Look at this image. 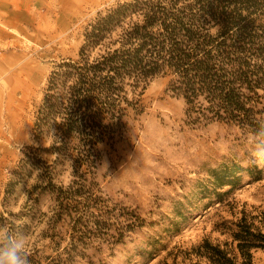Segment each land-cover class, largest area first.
<instances>
[{
	"label": "rangeland",
	"instance_id": "obj_1",
	"mask_svg": "<svg viewBox=\"0 0 264 264\" xmlns=\"http://www.w3.org/2000/svg\"><path fill=\"white\" fill-rule=\"evenodd\" d=\"M131 1L0 0V228L27 237L28 255L37 259L55 256L68 243L65 218L54 223L59 251L50 243L52 192L75 178L69 158L58 163L46 152L54 128L35 138L48 77L62 62L78 60L99 14ZM99 49H89L90 57ZM169 79L154 77L142 94L126 95L138 99L142 112L123 119L120 138L96 146L100 159L86 177L117 214L116 226L134 222V228L110 250L93 238L67 264H159L174 246L226 240L217 224L233 212L264 208V165L252 162L264 155L263 142L224 123L193 125L183 101L167 91ZM260 95L256 109H264ZM214 172L238 179L219 188ZM253 262L264 264V251H254Z\"/></svg>",
	"mask_w": 264,
	"mask_h": 264
},
{
	"label": "trees",
	"instance_id": "obj_2",
	"mask_svg": "<svg viewBox=\"0 0 264 264\" xmlns=\"http://www.w3.org/2000/svg\"><path fill=\"white\" fill-rule=\"evenodd\" d=\"M96 46L100 49L91 58L88 50ZM78 56L48 77L33 128L38 138L44 127H53L55 137L46 152L58 163L69 158L74 169L70 184L52 192L56 208L50 243L58 252L55 238L62 237L54 232V223L63 218L69 223L68 243L44 261L28 255L30 264H67L93 238L110 250L134 228V222L116 226L117 214L86 177L94 174L100 159L96 146L120 138L123 119L142 112L138 99L126 95L142 94L152 78L170 77L167 91L183 101L193 125L236 126L264 144V109L255 108L264 94V0L118 4L89 25ZM213 177L219 188L238 179H228L226 172ZM217 227L226 240L203 238L189 247L174 246L159 264H254L253 252L264 251V208H242Z\"/></svg>",
	"mask_w": 264,
	"mask_h": 264
},
{
	"label": "clouds",
	"instance_id": "obj_3",
	"mask_svg": "<svg viewBox=\"0 0 264 264\" xmlns=\"http://www.w3.org/2000/svg\"><path fill=\"white\" fill-rule=\"evenodd\" d=\"M54 135L49 132L48 140ZM252 162L264 165V155H253ZM28 239L25 236L10 234L0 228V264H30L27 252Z\"/></svg>",
	"mask_w": 264,
	"mask_h": 264
}]
</instances>
